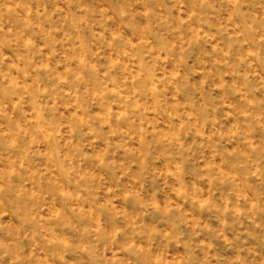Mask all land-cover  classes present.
I'll return each mask as SVG.
<instances>
[{
  "label": "clouds",
  "instance_id": "obj_1",
  "mask_svg": "<svg viewBox=\"0 0 264 264\" xmlns=\"http://www.w3.org/2000/svg\"><path fill=\"white\" fill-rule=\"evenodd\" d=\"M0 264H264V0H0Z\"/></svg>",
  "mask_w": 264,
  "mask_h": 264
}]
</instances>
